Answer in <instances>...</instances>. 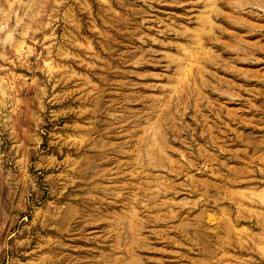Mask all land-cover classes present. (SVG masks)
I'll list each match as a JSON object with an SVG mask.
<instances>
[{
  "label": "rangeland",
  "instance_id": "374dc122",
  "mask_svg": "<svg viewBox=\"0 0 264 264\" xmlns=\"http://www.w3.org/2000/svg\"><path fill=\"white\" fill-rule=\"evenodd\" d=\"M0 264H264V0H0Z\"/></svg>",
  "mask_w": 264,
  "mask_h": 264
}]
</instances>
